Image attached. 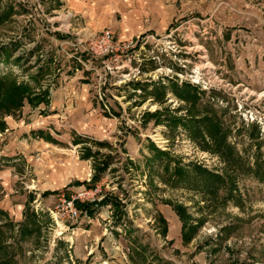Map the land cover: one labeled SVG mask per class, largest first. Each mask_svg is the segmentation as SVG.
<instances>
[{
    "label": "rangeland",
    "instance_id": "rangeland-1",
    "mask_svg": "<svg viewBox=\"0 0 264 264\" xmlns=\"http://www.w3.org/2000/svg\"><path fill=\"white\" fill-rule=\"evenodd\" d=\"M210 2L0 0V76L19 82L35 79L40 61L21 58L19 45L12 48L18 36H23L25 50L42 39L38 49L48 52L54 37L59 42L78 38L89 49L93 39L109 33L123 48L108 67L96 65V71L86 74L63 54L54 65V49L50 66L45 65L50 70L34 81L41 92L37 95L54 84L50 97L36 107L26 101L20 112L5 118L0 210L9 217L0 215V235L7 236L0 264H96L92 246L79 250L77 239L88 235L76 230L82 220L55 221L49 213L61 196L90 191L89 200L77 204L89 205L93 215L78 209L96 224L99 219L103 228L109 225L114 243L102 241L99 252L112 256L115 264H264V182L253 173L259 158L264 163V90L258 92L253 76V55L261 48L264 59V39L251 29L209 21ZM238 49L248 54L247 49L253 50L252 55L244 59ZM71 84L77 85L79 95L73 94L67 105L61 91ZM186 86L197 100L179 93ZM154 90L159 95H152ZM191 112L199 119L217 118L230 131L229 143L243 161L242 170L233 175L219 158L201 151L182 125H173L176 118L190 120ZM152 145L168 157L158 159ZM89 151L92 157L86 158ZM109 161L100 182L90 183L96 166ZM166 161L172 162L168 172ZM179 162L191 165L190 176L197 165L230 182L228 169L236 198L228 201L221 190L215 199L188 182L177 187L165 182ZM247 169L252 171L245 173ZM76 182L87 185L78 187ZM47 192L57 194L45 196ZM31 196L35 199L30 205ZM106 197L120 200L121 222L111 204L96 211V202ZM27 210L40 217L42 229L19 239L17 246L21 213ZM87 221L82 229L88 231ZM9 222L15 230L5 229Z\"/></svg>",
    "mask_w": 264,
    "mask_h": 264
},
{
    "label": "trees",
    "instance_id": "trees-1",
    "mask_svg": "<svg viewBox=\"0 0 264 264\" xmlns=\"http://www.w3.org/2000/svg\"><path fill=\"white\" fill-rule=\"evenodd\" d=\"M17 47L16 44L12 46ZM4 53V52H3ZM1 57V55H0ZM2 57L1 59H3ZM1 64V62H0ZM50 66V64H47ZM46 65V66H47ZM41 67L37 73H35V79L32 77L33 81L31 83V80L29 82L23 81L19 82L17 77L11 76L10 78L7 76V74H3V76H0V134H4L7 128V123L5 121V118L14 116L17 112H20L24 106L25 102L27 101L31 106H37L38 103L46 102L47 98L50 97L49 90L44 91L43 94H35V92L38 91L39 87L37 85L34 86L35 80H40V77L45 76L50 70L47 67ZM25 82V83H24ZM186 90H183L179 92L180 94L186 93V100L193 99L197 100V96L195 93H190V88L185 87ZM193 92V91H192ZM41 93V92H37ZM152 95H159L158 90H154L151 92ZM178 93V95H180ZM189 98V99H188ZM38 101V102H37ZM48 105H50V101H48ZM207 113H211L210 110H207ZM160 114V113H158ZM152 118L155 117V115L151 116ZM173 125L177 127L178 125H182L188 135L190 136L191 140L201 149V151L209 153L221 160V162L227 167L228 169H232L233 175L237 173L239 170H242L241 167L243 165V161L240 159L238 154L236 153V149L234 146H232L229 143V136L230 131L223 127V125L220 123L219 119L212 118L209 116H206L203 119H199V117H196L193 112H191V118L190 120L185 119H179L176 118L172 121ZM99 147H104V144H97ZM152 149L157 152L156 157L160 160L166 159L167 153L155 149V146L152 145ZM98 153H96L97 155ZM91 152L89 151L86 158H91ZM164 169L166 167V171L168 172L170 169V166L172 165V162L166 161L164 162ZM163 164V163H162ZM111 166V162H105L102 164H98L96 166L95 176L93 177L92 183L95 185L96 183L100 182L101 177L106 174L108 169ZM163 166V165H162ZM174 172L171 176H169L168 179H165L164 181H169V183L173 182V185L177 187L180 183L188 182L189 185L194 188L197 191H200V193H203L204 196L212 197V198H219V192L221 190H224L227 193L228 201L234 200L236 198L235 196V182H233V177L230 176L228 169H225L226 176L231 179L230 182L227 181V178L225 179L224 176L221 174H217L215 172L208 171L204 169L202 166L193 165L192 167V174L194 176H190V172H188V168H191V165L189 166H183L180 162L174 166ZM239 169V170H238ZM244 169V168H243ZM249 171H252L251 169H247L245 173H248ZM257 178H259L261 181L264 182V163L260 161V158L256 162V170L253 172ZM76 186L81 187L84 185H87L86 183H80L76 182ZM87 187L91 188L93 186L88 185ZM57 192H47L44 195L45 196H53L56 195ZM34 196H31L29 199L30 205L34 201ZM225 201H227V198H225ZM112 205L115 206L117 209V212L115 213V218L117 221L121 222L123 217L122 213L123 211L120 210V206L122 205L120 200L117 198H109L107 197L103 199L101 202H96V211L98 208L103 207L105 205ZM29 205V206H30ZM86 204H77V207L80 209H88L89 205L85 206ZM28 206V205H27ZM90 216L93 215L91 213V210H89ZM94 212V211H92ZM178 213L181 214V209H178ZM0 215H3L5 217H9L4 211L0 210ZM24 220L23 223L20 225L19 230V237L15 238L16 244L18 243L19 239L22 240L24 238L30 237L34 235V233H40L42 226L40 222V217L33 211L27 210L24 214ZM182 217V216H181ZM180 217V218H181ZM12 229L15 230V225L12 222H9L5 229ZM1 233V232H0ZM2 234V233H1ZM6 235V234H4ZM7 239V236L0 235V251L6 252V244H4V240ZM6 243V242H5ZM18 246V244H17ZM9 247V246H8ZM7 247V248H8ZM9 249V248H8ZM5 264V260H3ZM7 264H10L11 262H6Z\"/></svg>",
    "mask_w": 264,
    "mask_h": 264
},
{
    "label": "crops",
    "instance_id": "crops-1",
    "mask_svg": "<svg viewBox=\"0 0 264 264\" xmlns=\"http://www.w3.org/2000/svg\"><path fill=\"white\" fill-rule=\"evenodd\" d=\"M214 1L215 0H211L210 2L212 3L211 7L213 8L210 11L213 14V16L208 17L209 21L210 20L218 21V23L222 24L223 26L229 27V28L235 26L237 28H241L244 30L251 29V30H254L253 34H257V36L262 35V38L264 39V0H216L217 2L221 3L220 6L218 5L219 3L214 4L213 3ZM208 5H204V7H207ZM208 13L210 12L208 11ZM225 21L229 23L227 24L225 23ZM262 43H264V40ZM258 48L259 47H254V49H258ZM238 50L240 51L244 59H246L248 56H251L252 54L250 52L253 51V50L247 49L249 51V54H248V53H244L245 49L244 50L238 49ZM262 54H263L262 50L261 48H259L257 51H255V54L253 55V58L257 63L253 69V76L256 78V81H257V84H254V85L258 87L257 88L258 92H260L261 90H264V84H261L262 83L261 80L262 78H264V59H263ZM81 79H86V78L84 77ZM76 86H74V84H71L69 88L68 86L66 87L65 91H61V92H65V98L67 101L66 102L67 105L73 102V97L75 96L73 94L79 95L78 91H75L78 89ZM86 86L88 87L87 89H89L90 86L89 85H86ZM60 88L64 89L63 86H61ZM70 94H72V96ZM69 97L71 99H68ZM51 103L52 102L50 101V106H53L54 104L53 103L51 104ZM57 105L58 104H56V106ZM60 106L63 107V105L61 104ZM22 217H23V213H21V218ZM81 220H82L80 223L81 226L77 228L76 230H80L79 232H82V233L87 232L88 235L85 236V234H82L80 241L77 239V242L80 244L79 250L82 249L83 247L87 250L90 245L92 246L91 250L94 251L92 253L91 258H94V259L96 258L95 259L96 264H103V263L115 264L116 263L115 261H111V259L113 258L112 256L109 259L105 255H101L99 252L100 243L102 246L104 244L102 243V241L104 242L109 241L110 244L114 243L112 241L113 239L112 234L109 233V228H108L109 225L107 224L106 226L108 227L103 228L101 226V222L99 219H97L98 224H96V220H92L90 218V220L87 221L89 224L86 225L88 228V231H87V230L82 229L83 227L82 223L86 222V220L84 219H81ZM72 239L73 240L75 239V235L71 237V240ZM95 248L96 250H94ZM86 250L79 251V253H84ZM106 253L108 252L106 251Z\"/></svg>",
    "mask_w": 264,
    "mask_h": 264
},
{
    "label": "built area",
    "instance_id": "built-area-1",
    "mask_svg": "<svg viewBox=\"0 0 264 264\" xmlns=\"http://www.w3.org/2000/svg\"><path fill=\"white\" fill-rule=\"evenodd\" d=\"M24 5L25 3H22ZM16 9V8H15ZM64 26L61 25L60 28ZM58 30V29H57ZM64 32H67L66 30ZM94 41L90 44L89 49L85 47L82 42L77 38L76 40L65 39L59 42V38L54 37L52 41L54 42L53 45L48 46V52L44 49L39 50L38 46L42 45V39L34 42V45H28L29 48L25 50V40L23 36H18L16 40H12L11 45L16 44L19 45L18 52L21 58H25L31 62L32 60L36 59L35 64L37 61H40L38 68H36L37 72L41 67H44L48 63L50 59V55L54 54V65L59 63V59L62 54L69 60H75L77 66L81 65L83 72L89 73L96 71V65L103 66L105 68L108 67V63L110 59L114 57H118V53L121 48L117 44L114 43L113 38L109 33H105L103 36L93 39ZM131 47V46H130ZM40 48V47H39ZM39 51H38V50ZM55 49V52L53 51ZM127 49V48H126ZM90 50V51H89ZM123 48L121 49V51ZM40 52V53H39ZM36 53H39L36 55ZM100 59H104V62L98 64L97 61ZM97 60V61H96ZM106 61V63H105ZM42 65V66H41ZM53 66V64H51ZM79 68V67H78ZM76 69V72H80L79 69ZM92 74V73H91ZM56 77V76H54ZM55 85L51 84L48 88L49 92H53L55 89ZM93 194L92 191L90 192H76L71 197H67L65 195L61 196L59 199L58 204L54 207V209L49 210L50 215L57 221V218L67 219V220H76V219H84L90 220V217L87 214H83L81 210L77 207V202H84L87 199V196H91ZM86 202V201H85Z\"/></svg>",
    "mask_w": 264,
    "mask_h": 264
}]
</instances>
